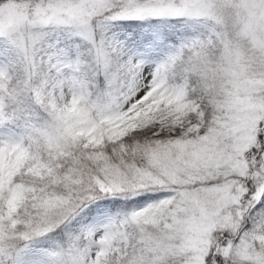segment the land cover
<instances>
[{"label":"snow or ice","instance_id":"1","mask_svg":"<svg viewBox=\"0 0 264 264\" xmlns=\"http://www.w3.org/2000/svg\"><path fill=\"white\" fill-rule=\"evenodd\" d=\"M0 264H264V0H0Z\"/></svg>","mask_w":264,"mask_h":264}]
</instances>
